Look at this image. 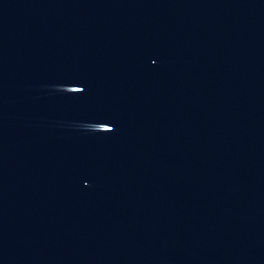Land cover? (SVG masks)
Listing matches in <instances>:
<instances>
[{
  "label": "water",
  "instance_id": "water-1",
  "mask_svg": "<svg viewBox=\"0 0 264 264\" xmlns=\"http://www.w3.org/2000/svg\"><path fill=\"white\" fill-rule=\"evenodd\" d=\"M0 264H264V0H0Z\"/></svg>",
  "mask_w": 264,
  "mask_h": 264
}]
</instances>
